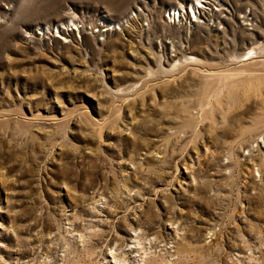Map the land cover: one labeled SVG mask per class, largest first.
<instances>
[{
	"label": "rangeland",
	"instance_id": "rangeland-1",
	"mask_svg": "<svg viewBox=\"0 0 264 264\" xmlns=\"http://www.w3.org/2000/svg\"><path fill=\"white\" fill-rule=\"evenodd\" d=\"M201 1L0 0V264H264V0Z\"/></svg>",
	"mask_w": 264,
	"mask_h": 264
},
{
	"label": "bare ground",
	"instance_id": "bare-ground-1",
	"mask_svg": "<svg viewBox=\"0 0 264 264\" xmlns=\"http://www.w3.org/2000/svg\"><path fill=\"white\" fill-rule=\"evenodd\" d=\"M202 1L201 0H195V2L194 3H191V5H190V9H191V11H192V13H193V17L195 18V20H197L198 19V15L199 16H201V15H203L204 14V11H203V9L204 10H206V7L204 6V5H202ZM205 3V2H204ZM203 8V9H202ZM172 13V15L173 16H178V14H179V12H181L182 11V9L180 8V9H178V8H175V9H171L170 10ZM114 253V252H113ZM112 258L114 259V262L115 261H121V260H117L115 257H114V255L112 254ZM124 262V261H123ZM121 264V263H120ZM126 264V263H125Z\"/></svg>",
	"mask_w": 264,
	"mask_h": 264
}]
</instances>
